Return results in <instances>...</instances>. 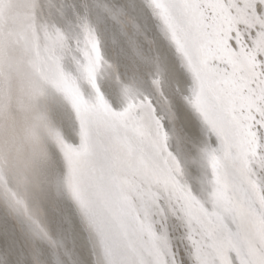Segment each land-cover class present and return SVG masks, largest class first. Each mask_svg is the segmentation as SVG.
Returning <instances> with one entry per match:
<instances>
[{"label":"snow or ice","instance_id":"1","mask_svg":"<svg viewBox=\"0 0 264 264\" xmlns=\"http://www.w3.org/2000/svg\"><path fill=\"white\" fill-rule=\"evenodd\" d=\"M0 264H264V0H0Z\"/></svg>","mask_w":264,"mask_h":264},{"label":"bare ground","instance_id":"2","mask_svg":"<svg viewBox=\"0 0 264 264\" xmlns=\"http://www.w3.org/2000/svg\"><path fill=\"white\" fill-rule=\"evenodd\" d=\"M38 135L41 137V140L43 141V138H44V136H45V132H44V130H43V129H39V130H38ZM41 148L44 149V150H46V148H45V146H44L43 143H41Z\"/></svg>","mask_w":264,"mask_h":264}]
</instances>
